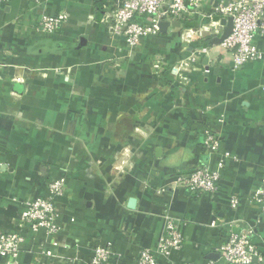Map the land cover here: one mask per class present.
Returning <instances> with one entry per match:
<instances>
[{"label": "crops", "instance_id": "obj_1", "mask_svg": "<svg viewBox=\"0 0 264 264\" xmlns=\"http://www.w3.org/2000/svg\"><path fill=\"white\" fill-rule=\"evenodd\" d=\"M215 1L204 0L205 8ZM116 2L0 5V231L16 228L23 201L47 196L51 179L65 182L59 234L29 236L16 264H87L94 243L110 247L109 264H137L141 250L156 248L166 216L185 239L157 264H226L214 252L226 223L248 227L264 257V215L252 199L264 183V35L254 37L261 58L242 68L220 55L175 79L170 67L194 42L167 29L130 53L109 38ZM60 11L69 17L56 33L34 31L40 17ZM151 58L166 61L162 74ZM209 125L220 139L214 154L202 149ZM202 166L219 171L216 193L166 186Z\"/></svg>", "mask_w": 264, "mask_h": 264}, {"label": "built area", "instance_id": "obj_2", "mask_svg": "<svg viewBox=\"0 0 264 264\" xmlns=\"http://www.w3.org/2000/svg\"><path fill=\"white\" fill-rule=\"evenodd\" d=\"M7 0H0V5ZM40 3L42 0H34ZM231 18V32L218 44L202 43L203 39L212 38L220 33L222 25L213 21V17ZM68 13L60 11L55 15H44L35 22L34 31L39 34H54L67 22ZM110 17L113 22L109 28L111 41L123 40L129 52L141 43L145 37L156 35L160 31L157 24L168 22L167 29H176L182 41L191 44L188 53L178 58L170 70L175 79L187 80L189 75L198 71L202 58L208 61H220V55H229L233 67L242 68L244 64L261 58L262 52L254 43L255 36L264 35V0H216L208 9L204 0H117ZM192 22V26L187 23ZM154 72L162 74L161 63L164 59L151 58ZM202 73L207 72L201 67ZM168 74V73H167ZM219 134L211 125L205 127L202 149L214 154L219 150ZM227 153L218 159V168L224 166ZM219 171L209 166H202L191 171L177 172L167 187L183 188L197 194H214L219 189ZM64 194V182L51 179L48 182V195L32 196L21 204L16 228L0 232V264H16L18 252L29 236L38 232L55 235L60 231L59 201ZM259 203L258 213L264 215V183L252 196ZM239 197L232 196L230 206L235 209ZM215 225V220L211 222ZM234 226L238 227L237 229ZM227 235L224 241L214 247V252L226 264H251L253 261L264 262L258 247L251 239L249 229L235 223H226ZM184 236L179 230L178 221L165 217L164 231L154 250L143 249L138 253L137 264H157L158 256L168 259L172 251H179L184 243ZM112 258L110 247L105 243H94L91 247L87 264H109ZM168 264H193L169 260ZM205 264H217L207 261Z\"/></svg>", "mask_w": 264, "mask_h": 264}, {"label": "water", "instance_id": "obj_3", "mask_svg": "<svg viewBox=\"0 0 264 264\" xmlns=\"http://www.w3.org/2000/svg\"><path fill=\"white\" fill-rule=\"evenodd\" d=\"M214 21L219 22L220 25H222L221 32L217 34L216 36L212 37L210 41L208 42L209 44H218L224 37H226L232 29V21L231 18H224L220 16H215ZM188 26H192V22L187 23ZM157 27L160 32L166 33L167 28H168V22L166 21H161L157 24ZM16 90L20 88L21 85L15 84L14 85ZM213 258V257H212Z\"/></svg>", "mask_w": 264, "mask_h": 264}, {"label": "rangeland", "instance_id": "obj_4", "mask_svg": "<svg viewBox=\"0 0 264 264\" xmlns=\"http://www.w3.org/2000/svg\"><path fill=\"white\" fill-rule=\"evenodd\" d=\"M61 180H62V179H61ZM63 182H64V180H63ZM64 187H65V182H64ZM17 220H18V218H17ZM0 232H1V231H0ZM42 232H43V231H42ZM59 232H60V231H58L55 235H52V236H57V235L59 234ZM38 233H39V232H38ZM38 233H37V234H38ZM43 233H45V232H43ZM45 234H46V233H45ZM35 235H36V234H35Z\"/></svg>", "mask_w": 264, "mask_h": 264}]
</instances>
